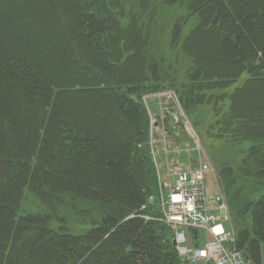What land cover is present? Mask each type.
<instances>
[{
  "label": "trees",
  "instance_id": "obj_1",
  "mask_svg": "<svg viewBox=\"0 0 264 264\" xmlns=\"http://www.w3.org/2000/svg\"><path fill=\"white\" fill-rule=\"evenodd\" d=\"M165 12L181 15L170 47L187 67L150 56ZM77 44L99 57L80 60ZM175 65L184 68L177 90L188 113L229 103L212 126L251 144L220 175L236 247L260 264L264 113L255 126L242 123L264 112V0H0V264H181L158 202L142 209L158 187L137 102L161 87L162 73L172 83ZM206 75L227 84H201ZM9 81L23 92L22 109L3 87ZM23 112L32 118L25 126ZM27 199L37 208H23Z\"/></svg>",
  "mask_w": 264,
  "mask_h": 264
},
{
  "label": "rangeland",
  "instance_id": "obj_2",
  "mask_svg": "<svg viewBox=\"0 0 264 264\" xmlns=\"http://www.w3.org/2000/svg\"><path fill=\"white\" fill-rule=\"evenodd\" d=\"M10 6L12 5L10 4ZM173 15H174L173 13L169 14L166 12L165 14L162 15V18L158 23V28L153 33V42H152L153 45L150 47L149 53L150 56L153 55L154 57H159L158 55L162 54L169 61L170 60L175 61L179 59L181 66L187 67L189 66V61L185 58L184 53L179 52L180 58H178L176 51L173 52V50H171L170 47V40L172 38V30H173L171 26L172 21L176 19L175 17L181 16L180 14H178L177 16L172 17ZM78 48H79L80 60L95 61V58L97 56L99 57V53H97V51H96L97 54L95 53V55L92 53L88 55L87 54L84 55L80 51V46H78ZM68 56L69 59L71 60V58L73 59L76 57V52L72 50L71 53H68ZM230 65L231 63L229 62V66ZM181 66L175 65L176 73H172L170 76V78L173 80L172 83L167 80L165 81V77L162 73L160 75L163 81V83H161V87L158 90L144 93L140 98V100H137V102L143 104L146 110L147 118L149 120L147 126L148 132H147L146 142L142 146H144V149L146 148L150 154V158L154 166L153 168L155 170V174H157V171L160 170L161 174L163 175V173H165L172 164H176V163H180L187 167L190 166L196 167L199 166L200 164H208L211 166L212 171L209 172V175L206 178V187H207L208 196L209 197L214 196L218 192L219 193L221 192L222 195L224 196L228 206L229 218H228L227 226L229 227L230 230H232L235 233L236 242H237V230L235 228L234 216L230 212L228 197L226 195L224 189L225 186L222 183L220 174L222 167L227 165L228 163H232L235 165L239 164L241 159L244 158V155L251 144L250 142H243L241 144L235 143L231 139V137H229V135L226 134L222 135L219 131V127L212 126L215 120L214 118L217 119L219 118V117H215L217 116L215 114L216 110L218 111L222 110V112L227 111L229 108L228 107L229 103L224 104L223 102H221V100H218L219 102L215 100L214 106L211 103H205L200 107H197L198 109L196 111L192 109L193 110L192 113H188V111L185 108V105L181 100L180 95L182 93L177 90L179 89L180 85L183 83L184 68H182ZM204 71L207 74V70L204 69ZM206 77L207 75L205 76L204 79L201 80V84L210 83V82L221 83L224 86L227 84L222 79L208 80ZM241 82L242 81H240V83ZM3 87L5 90H7V92L9 93L12 92V94L16 97V100L22 109L24 102L26 100L23 99L24 98L23 92L19 91L21 89L18 87V84L9 81ZM2 109H3V105L0 104V110ZM11 111L13 113V110ZM11 111H9L8 113L7 110L6 114L8 113L7 115L10 116ZM166 113H169V116H165ZM263 113L264 112H261L259 115H255V116L251 115V117L248 118L246 117L245 122H243L242 124L244 126L248 124L249 127L253 125L255 126V124H258L259 122V121L256 122V120L258 118H263ZM23 114H24L23 118L22 120L21 119L20 120L25 126L26 124L23 120L32 119V118H29V115L25 116V112H23ZM101 114L102 112H100V115ZM13 116L16 117V115ZM162 116H164L166 119L165 120L166 123L165 126L167 127L165 128L166 132L160 128H152V118L154 117L160 118ZM117 117H118L116 123L117 126L123 125L125 128L127 125V117L124 116L123 114H118ZM111 122L113 124L115 123L114 121ZM125 129H127L130 133L131 130H129L128 128ZM152 136L156 139V142L153 143V147L151 144ZM109 138L117 139V135L116 136L111 135ZM152 150L154 151L155 156L153 155ZM45 186L50 188L47 183H45ZM62 186L64 187V190L69 189V187L67 188V185L65 183ZM259 186H260L259 187L260 190L254 194V197L257 198L262 197L264 194V192L262 191L264 189L263 187L264 180H262ZM244 188L247 187L244 185ZM116 191L118 192L117 194L119 196L122 195V188L120 186L116 188ZM158 198H159V192L157 195L154 194L150 196L145 207H142V209L145 210L146 207L148 208V206H151V204L156 205V203L158 202ZM36 206H37L36 202H34L32 199H27L23 203V208H28L29 210L36 209L37 208ZM160 217L161 218L158 219L162 221L163 218L162 213ZM70 218L73 220H77L76 219L77 217L74 214H71ZM143 218L146 221L156 220L155 217H152L149 214L143 215ZM72 225H73L72 232L81 233L82 231L81 225L76 224L75 222ZM249 263H253V262L250 261ZM23 264H29V263H23ZM260 264H264V245L262 247V256H261Z\"/></svg>",
  "mask_w": 264,
  "mask_h": 264
},
{
  "label": "built area",
  "instance_id": "obj_3",
  "mask_svg": "<svg viewBox=\"0 0 264 264\" xmlns=\"http://www.w3.org/2000/svg\"><path fill=\"white\" fill-rule=\"evenodd\" d=\"M163 117L152 118V128L165 131ZM154 142L152 136V147ZM211 171L208 164L187 167L180 163L172 164L163 175L157 171L162 221L174 232L173 244L181 264H250L237 249L236 235L227 226L224 196L221 192L208 196L206 178Z\"/></svg>",
  "mask_w": 264,
  "mask_h": 264
}]
</instances>
